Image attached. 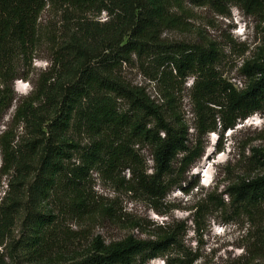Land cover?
<instances>
[{"label": "trees", "instance_id": "trees-1", "mask_svg": "<svg viewBox=\"0 0 264 264\" xmlns=\"http://www.w3.org/2000/svg\"><path fill=\"white\" fill-rule=\"evenodd\" d=\"M188 4L209 6L226 18L231 7L264 17V0H0V122L16 103L14 119L30 128L29 139L16 149L10 137L0 138V177L15 173L0 205V247L22 212V237L13 243V255L19 254L28 264H50L56 256L52 242L57 215L48 205L54 200L72 216L112 217L111 206L95 203L85 192L94 172L111 178L130 170L132 187L154 203L166 200L176 187L183 189L186 173L202 158L203 150L199 139L191 145L190 128L176 111L177 83L193 79L190 91L199 138L218 128L223 134L239 121L264 113V51L244 64L246 81L236 88L219 73L218 49L163 37L166 31L185 28L182 14ZM51 6L78 16L56 51L59 72L52 87L42 83L35 95L19 104L13 82L18 77L28 80L17 73L36 51L39 21ZM102 13L109 17L102 25L88 19ZM135 61L151 71L156 84L166 83L168 108L122 80V67ZM73 128L85 143L70 136ZM144 146L152 152L151 174L139 162L137 149ZM260 156L264 167V154ZM225 195L229 206L254 225V217L264 210V172L235 184ZM208 205L225 207L223 201L206 195L191 220L195 232L200 231ZM184 227L159 228L153 239L145 240L130 235L107 244L98 237L79 259L58 264H148L155 259L192 264L197 257L182 247ZM239 261L264 264V248L247 250Z\"/></svg>", "mask_w": 264, "mask_h": 264}, {"label": "rangeland", "instance_id": "rangeland-1", "mask_svg": "<svg viewBox=\"0 0 264 264\" xmlns=\"http://www.w3.org/2000/svg\"><path fill=\"white\" fill-rule=\"evenodd\" d=\"M185 9L186 12L182 14L185 28L182 31H166L163 37L169 42L215 47L220 51L219 73L228 83L241 88L246 81L242 67L264 51V17L245 14L236 7H231L228 18L219 15L209 6L195 7L188 4ZM77 16L73 11L52 6L47 7L41 15L39 45L33 55L21 64L17 73L18 76H28V80L18 77L12 86L19 104L35 95L42 83L47 82V89L54 84V76L59 72L55 63L56 51L60 41L70 32L72 20ZM88 19L102 25L108 22L109 17L102 13L100 16H89ZM150 72L147 67L143 69L135 61L124 65L119 74L124 82L132 87L142 88L156 105L166 109L168 98L164 96V91L166 94L167 85L165 82L156 84L152 81ZM192 80L176 84L175 108L190 128L191 145L194 146L199 139L198 146L202 148L203 155L186 173L183 189L176 187L166 200L154 203L146 194L132 187L130 170L111 178L92 173L84 186L85 192L95 203L111 206L112 217L95 215L91 218H79L68 214L59 200L51 201L48 207L54 211L57 219L52 242L55 249L52 255L56 256L51 259L50 264L79 259L98 237L107 244L130 235L142 240L153 239L159 228L180 224L186 230L181 236L184 251L197 257L192 264H240L239 259L247 250H263L264 210L254 217L253 225L247 217L229 206V198L225 192L235 184L249 181L264 172L260 156L261 153L264 154V113L239 121L233 129L223 134L218 128L217 132L199 138L195 132L196 120L191 100ZM121 105L125 106L123 102ZM16 108L15 103L0 122V138L10 137L14 149L29 139L30 131L25 123L14 119ZM70 136L86 142L76 128L72 129ZM137 151L139 162L151 174V149L144 146ZM210 155L212 158L208 159ZM2 165L0 154V169ZM14 178L13 172L8 177H0V205L9 193V184ZM197 183L198 186L194 187ZM209 194L218 202L223 201L225 207L221 210L216 205H208L200 231L195 232L191 220L198 205ZM20 213L12 228V235L0 247L3 264H28L19 254L13 255V243L22 237L20 230L24 215ZM171 257L177 259L174 253ZM148 264H164V261L155 259Z\"/></svg>", "mask_w": 264, "mask_h": 264}, {"label": "bare ground", "instance_id": "bare-ground-1", "mask_svg": "<svg viewBox=\"0 0 264 264\" xmlns=\"http://www.w3.org/2000/svg\"><path fill=\"white\" fill-rule=\"evenodd\" d=\"M211 155H212V154H211ZM211 155H210V156H208V159L212 158V157H211Z\"/></svg>", "mask_w": 264, "mask_h": 264}]
</instances>
